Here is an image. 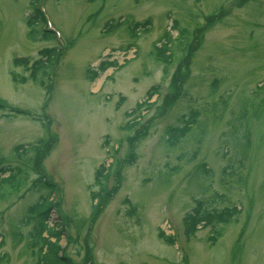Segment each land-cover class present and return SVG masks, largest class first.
Listing matches in <instances>:
<instances>
[{"label": "rangeland", "instance_id": "1", "mask_svg": "<svg viewBox=\"0 0 264 264\" xmlns=\"http://www.w3.org/2000/svg\"><path fill=\"white\" fill-rule=\"evenodd\" d=\"M30 1L0 0V159L26 174L16 190L0 188V264L36 258L25 219L39 195L29 188L36 150L20 159V144L47 150L36 171L56 191L48 223L72 264H264V0H39L54 39L35 41L25 36ZM210 14L219 18L207 24ZM145 19L148 30L133 41L128 24ZM179 28L188 33L176 39ZM165 30L175 41L164 66L152 43ZM55 44L65 50L47 96L31 63ZM106 55L117 65L91 79ZM178 66L184 79L165 104ZM192 111L189 130L167 142V126ZM198 202L236 212L186 235L183 216Z\"/></svg>", "mask_w": 264, "mask_h": 264}, {"label": "trees", "instance_id": "2", "mask_svg": "<svg viewBox=\"0 0 264 264\" xmlns=\"http://www.w3.org/2000/svg\"><path fill=\"white\" fill-rule=\"evenodd\" d=\"M30 7L31 10L27 14L25 19V36L27 39L35 41V40H49L54 39V34L46 30L45 27V17L44 13L40 9V7L37 5V0H31L30 1ZM222 10V8L220 9ZM215 14L208 15L205 19V23H212L215 19H217ZM149 20L145 19L142 21H133L128 24V34L132 37V40L135 41V38H137L140 35V32H145L148 30L147 24ZM110 27V26H109ZM108 27V28H109ZM172 27H176V24L174 23ZM200 27V26H199ZM201 31L202 27L195 28L194 30V42L197 46L199 44V40L201 38ZM188 31L185 29H180L178 31V35L175 37L176 39L184 38L185 34H187ZM164 39L159 42V45H156V42L152 43V55L154 60L164 63V66L166 63H168L169 58L171 56V42L175 41V38L171 37V34L169 31L165 30L163 33ZM178 37V38H177ZM187 41H185L186 46ZM187 48L191 47L189 45V42L187 43ZM135 45V42L128 43L126 48ZM184 46V47H185ZM195 47V46H194ZM188 48V49H189ZM61 49L56 44L53 46L43 47L39 50V57L34 59L31 63V77L33 79H36L38 83H41L43 81V77L46 78V87L47 91L46 95L48 96L50 93V85L47 80L46 75L51 70L53 64L58 59L59 55L61 54ZM189 57L188 51L184 57L181 58L180 62L187 65V59ZM24 61V58H14L13 64L22 63ZM180 63L179 66L182 64ZM116 60H108L103 59L98 64L97 68L90 70V76L91 79H94L100 72L104 71L109 66H115ZM175 71L174 75L172 76L171 83H170V91H172L171 95H166L164 98V103L169 104L174 96H176L177 92L179 91V87L181 85V80L183 81V75L185 74L186 70L181 71L179 69ZM165 68V67H164ZM13 75V74H12ZM15 75V74H14ZM13 75V76H14ZM183 78V79H182ZM23 79V78H22ZM264 85V83H263ZM157 91V86L152 85L149 87V89L146 91V97L149 98L152 93ZM147 99H144L143 101L137 102L135 107L131 109V111L127 112V115H131L135 112V110L141 109L144 104H146ZM149 105V104H148ZM10 109H7L9 113H20V114H26L30 115L31 112L24 109L19 108H12L8 107ZM0 109H5L4 104L2 103V100L0 99ZM197 112H189V115H187V118H184L183 115H181L178 119V121L183 122L182 125H169L167 126L165 132L168 135L166 138V141L170 144H173L176 142L181 136H183L190 128V124L195 121ZM31 116V115H30ZM35 119V116L33 117ZM137 121L135 119H132L131 122H127L128 127H133ZM14 150L21 156L22 154H26L28 150H36L34 151V154L32 155V159L34 160L33 163V171H35L36 176L33 178V180L30 182L29 188L34 191H39V195L37 199L30 203L27 207V210L25 211V219L26 222L33 221V225L29 231L30 236V243L31 246L36 247V258L34 261V264H72L71 260L66 257L64 254H61L63 251V248L60 247L58 241L60 238L59 232L56 229V225L54 223H48L49 215H50V209L52 206L55 207L57 200L53 199V197L50 195L52 192H54L55 197L57 194H55V190L53 185H50L47 179H45L42 174H38V171H36V165L38 164V160L41 155H43L44 150H41L37 147V145L33 146H23V145H15ZM103 166L101 165L100 168L97 170L96 174H101V171L103 170ZM6 174V175H4ZM26 177L25 171L22 169L19 165H12L10 163H3L0 161V188L9 189V190H16L22 183L24 178ZM47 189V190H46ZM43 191H46V194L44 195ZM57 206V205H56ZM236 212V208H228L224 207L222 209L216 210L213 209H203L200 205V202L197 203V206L193 207L191 211H188L183 216V223H184V231L186 235H189L194 232L198 226H205V225H211L212 227H215L218 223H227L230 220V217L232 214ZM43 233H46L44 235ZM217 234V231L215 232ZM158 235L162 237L167 242H173V238L171 235H166L162 230L159 231ZM50 236H54V240L50 239ZM212 238V237H211ZM89 258V256H88ZM90 259V258H89Z\"/></svg>", "mask_w": 264, "mask_h": 264}]
</instances>
